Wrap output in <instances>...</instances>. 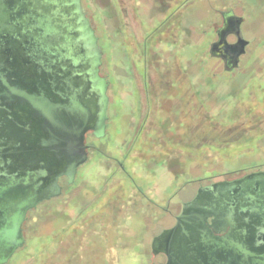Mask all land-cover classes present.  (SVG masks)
I'll return each mask as SVG.
<instances>
[{"label":"rangeland","instance_id":"obj_1","mask_svg":"<svg viewBox=\"0 0 264 264\" xmlns=\"http://www.w3.org/2000/svg\"><path fill=\"white\" fill-rule=\"evenodd\" d=\"M82 1L110 71L99 141L128 172L95 153L78 187L29 212L7 264H149L199 182L264 170V0ZM230 10L250 42L234 73L209 54Z\"/></svg>","mask_w":264,"mask_h":264},{"label":"water","instance_id":"obj_2","mask_svg":"<svg viewBox=\"0 0 264 264\" xmlns=\"http://www.w3.org/2000/svg\"><path fill=\"white\" fill-rule=\"evenodd\" d=\"M220 13L233 21V33L237 36V42L229 47L233 56L231 66L225 60V69L231 71L239 66L240 56L246 53L249 41L242 32L243 17L232 10ZM5 40L9 49H20L21 56L28 60L49 61L57 69L71 72L70 86L74 88L73 80L76 79V91L80 95L86 96L88 102L95 98L99 101L100 114L97 119H92L90 111L78 99L68 106L55 103L45 96L36 97L33 101L41 116L49 121L47 130L50 140L44 144L58 146L56 152L59 158L69 160V163L73 160L67 165V175L72 180L77 166L87 159L85 131L93 122L97 135L105 133L109 102V80L100 75L102 47L82 0H0V41ZM211 54L214 55L213 51ZM63 110L72 111L71 122L59 115ZM61 175L49 176L45 172L28 174L21 179L0 180V264H7L15 252L25 245L23 224L28 211L36 208L39 202L61 194L58 184ZM48 177L52 183L47 186ZM213 198L214 201L210 202ZM199 200L205 203L203 210L187 213V209L194 203L198 204ZM242 200L246 205L242 204ZM238 208L241 213H247L245 220L248 231L254 226L258 232L264 233V173L253 174L230 184L203 187L195 201L185 205L172 231L175 233L183 227L188 232L185 223L198 226L195 230L202 233L205 245L214 243L216 240L208 234L207 217L215 215L218 224L231 225L235 230L239 227L235 219ZM224 226L219 229H225ZM222 240L223 243L217 242V245L233 249L237 258L244 250L248 256L247 264H264V249L260 248L264 241L255 239L253 244L249 240L245 250L238 238L228 235Z\"/></svg>","mask_w":264,"mask_h":264},{"label":"flooded vegetation","instance_id":"obj_3","mask_svg":"<svg viewBox=\"0 0 264 264\" xmlns=\"http://www.w3.org/2000/svg\"><path fill=\"white\" fill-rule=\"evenodd\" d=\"M82 5L85 9L83 1ZM90 20L92 23L91 17ZM233 25L234 23L231 19L227 16L226 18L222 16V24L215 30L214 34L216 38L210 42L209 47L210 56L223 63V68L226 73H234L240 67L242 58L247 53V48L250 44L249 42L246 46V53L240 56L239 66L231 71L226 70L225 60L228 62V66H231V61L233 59L229 47L231 44L237 42V36L233 33ZM241 27L243 32V22ZM99 45L102 47L100 44V38ZM102 51L103 56L100 75L109 80L110 71L106 73L104 70L105 68L109 69V64L105 62L104 56L106 54L103 47ZM211 51H213L214 55L211 54ZM70 83L71 72L57 69V66L52 65L49 61H46L45 63L42 61L40 62L37 59L28 60L21 56L20 49H9L6 40L0 41V180L4 181L12 178L21 179L28 174L34 173L42 174L48 172L49 176L59 173L63 174L58 179V184L61 186V194L39 202L37 207L44 202L62 196L66 191H71L78 187L81 184V181L77 184L78 175L81 171L87 168L88 163L95 153H99L103 157H106L107 161L112 166V170L117 169L122 170L125 173L128 172L123 160L116 156L107 155L104 146L101 144V141H99V138L107 137L111 122L110 80L107 91L109 102L106 113L107 119L105 133L101 136L97 135L96 130L93 127V122L85 131L84 145L87 159L84 163L77 166L75 176L72 180L67 175V165L73 163V160L69 163V160L67 161L63 158H59L60 156L56 152L58 146H48L44 144L46 140H50V134L47 130L49 121L41 116L39 110L35 107L33 101L36 97L45 96L55 103L61 102L62 104H66V106L70 105L75 99H78L81 104L90 111L92 119H97L100 114L98 99L95 98V100L92 99L88 102L86 96L83 97L76 91L78 88L77 80H73L74 88L70 86ZM118 114L119 110L117 108L115 109V115L117 116ZM59 115L68 122H71L73 119L71 110H63L59 112ZM81 127L82 125L80 124V128ZM124 155L125 154H123V156ZM129 156L130 154L128 152V157ZM258 173H264V170L258 168L250 173L236 172L229 174L223 180L199 182V187L193 193L192 197L189 200H186L184 204L182 203L179 205L175 222L152 238L149 243L150 253L147 257L148 263L247 264L248 256L244 250H241L240 255L237 258L236 252L233 249L217 245V242L223 243L222 239L228 235L238 238L240 244H243L245 250L249 244V240H251L250 243L253 244L255 243V239H259L260 242L264 241V233L258 232L254 226H252L249 231L247 230V223L245 220L247 213H241L239 208L237 209L235 217L239 227L237 226L238 229L235 230H232L231 225L224 226L223 224H218V217L215 215L207 217L206 224L209 227L208 234L216 240L214 243L209 242L205 245L202 240V233L195 230L198 226L192 227L185 223L190 234L184 231L183 227L175 233H173L172 230L176 227L178 218L183 214L185 205L194 202L203 187L219 183L230 184ZM48 179L47 186L52 183L51 178L48 177ZM18 188H20V186H18ZM213 201L214 198L210 200V202ZM194 204V206L187 209V213L190 214L192 212L197 213L202 211L205 203L199 200L198 204ZM242 204L246 205L244 200H242ZM242 204H240L239 207H241ZM34 209L28 211L27 218L29 212ZM25 223L26 221L24 224ZM221 226H224L225 229H219ZM190 228L193 231H191ZM156 239L157 241H155ZM260 248L264 249V245H261Z\"/></svg>","mask_w":264,"mask_h":264}]
</instances>
